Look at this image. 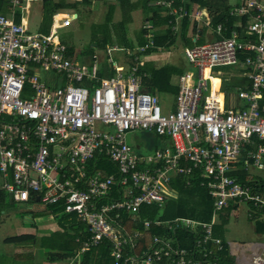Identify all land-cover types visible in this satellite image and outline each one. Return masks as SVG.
<instances>
[{
    "label": "built area",
    "instance_id": "2783aa9c",
    "mask_svg": "<svg viewBox=\"0 0 264 264\" xmlns=\"http://www.w3.org/2000/svg\"><path fill=\"white\" fill-rule=\"evenodd\" d=\"M10 1V13L0 15L1 188L23 206L63 200L64 211L88 226L82 251L106 241L113 264H226L212 255L223 248L214 235L218 211L233 202L264 207V195L232 174L240 162L245 169H264V144L258 143L264 141V3L245 0L234 9L258 10L247 29L255 40H241L234 30L185 49L195 70L180 75L176 106L163 113L158 97L143 88L137 66L125 71L110 58L115 75L104 77L97 55L89 62L73 55L60 33L74 21L73 13L56 11L49 32L32 33L15 18L31 0ZM158 3L171 7L172 1ZM118 49L111 46L107 54ZM241 53H247L243 61ZM228 65L246 67L250 85L237 88L226 104L212 77ZM99 124L115 132H103ZM138 130L163 136L162 148H133L127 136ZM102 159L114 165L115 174L103 173ZM195 170L215 198L212 220L178 217L167 225L173 232L179 225L194 231L195 246L173 247L158 236L145 249L138 246L143 233L130 230L122 218L145 229L161 225L143 217L142 206L163 207L177 196L173 179ZM247 258L245 264H264V251L253 250Z\"/></svg>",
    "mask_w": 264,
    "mask_h": 264
},
{
    "label": "trees",
    "instance_id": "16d2710c",
    "mask_svg": "<svg viewBox=\"0 0 264 264\" xmlns=\"http://www.w3.org/2000/svg\"><path fill=\"white\" fill-rule=\"evenodd\" d=\"M43 1L49 5L48 7L45 6V10H47L48 13L47 18L49 19L50 17L48 28L44 32H49L53 14L56 11L66 12L65 10L67 7L71 8L77 6L76 2L71 3L67 2L66 0ZM129 1L130 0H122L124 9H126V5L129 4ZM244 1L245 0H239L237 4H232L230 3V0H186V2H184L183 4L186 8L184 9L189 12L191 11L192 4L194 3L199 4V6L202 8H207L208 12L210 13L211 20L208 25H204L201 28L204 29V33L205 31L211 29L213 32L218 33L216 35L218 37L216 38H221L222 36H231L232 32L235 30L238 33L239 39L247 40L248 38H252L255 40L256 36L254 34H248L247 29L249 22L254 18L255 14L258 13V10H250V12L245 14H238L234 12V9L236 7L244 5ZM142 2L147 3L148 0H136V2L131 3L130 6H133L137 3L141 4ZM181 3L182 0L177 1V5H181ZM10 6V0H0V15L6 13L9 10ZM114 7L115 6H112L108 15L109 17L106 18V28H108L109 26L108 24L112 18L111 14L114 11ZM154 11L155 14L151 17L154 26L165 25L175 21L174 15L161 16L158 10ZM129 17V15L125 14L124 18L118 23V27L120 28V30L116 29V33L119 35V37L121 34V42H125L123 39L125 33L128 32L127 20L129 19ZM190 22L191 19L188 15L182 17V28L185 33L189 28ZM219 25H221V31L218 30ZM193 29L198 30L197 23L196 25L194 24ZM107 33H110V31L107 30ZM138 36H140L139 44L144 45L146 43V38H144L141 31H139ZM95 38L99 39L98 36H95ZM108 40H110V35L109 38L105 36L102 37L98 42L99 44H106L105 42H107ZM176 40L177 38L174 35L172 29L168 28L167 33L163 36L158 35L157 33L155 37V44L169 47L173 45ZM184 40L187 45L191 44V46L202 44L205 42L204 39H200L196 43H194L193 40L191 38L188 39V37H186V39L184 38ZM126 44L133 45L132 43L130 44L129 41ZM70 49L71 51L74 50L72 46H70ZM155 50L156 47L153 46L148 48L146 53H152ZM87 54L92 55L93 51L90 50L89 52H87ZM246 55L247 53H241L239 57L243 61ZM141 71L147 72L149 74L144 78L143 83L144 86L152 93L173 92L174 94H177L178 87L174 86L171 82L173 72L177 71L176 67L164 65L161 68H157L153 64L147 63L144 66L142 65ZM246 77L250 82L249 77ZM244 80L246 81V79ZM238 83L239 81H234V83L230 84L229 89H226V91H232L233 93H236L237 88L245 87L244 85L240 86ZM262 103H264V98L262 100ZM155 135L164 142L163 136L157 133H155ZM156 146L157 145L152 146L151 149ZM107 161V159H102L100 162L105 164L108 163L109 165V162ZM238 164L240 166L242 162ZM197 172L198 170H195V174L192 173L189 176L180 174L173 179L172 185L177 188V196L168 197L163 207L157 204H153L152 206H142L141 215L145 218L147 217L154 223L157 220L162 221L161 225L157 226L155 224H152L148 229H145L143 223L133 226L128 216H124L122 218L124 225H127L130 230L133 231L137 229L143 233L142 236H139L137 238L138 246H140V244L142 243V246L145 249L147 246H149L148 240L150 239V244H152V242H155L154 240L157 236L159 237V239L162 238L170 240L173 247L177 246V243H179L181 247H184L186 249H190L191 247L195 246L194 242L196 238L194 231L187 229L185 226L179 225L178 228H176V231L173 232L169 230L167 225L172 222L174 223L175 219L178 217L184 218V222H186L185 219L189 218L193 220L195 219L199 222H210L212 220L215 210V198L209 192V189L205 185H202V178ZM235 176L239 182L250 183L256 186V188L258 187L262 191H264L263 177L259 176L257 177V179H251L253 176L249 173V171L243 168L238 169L235 173ZM189 179L192 180L191 183H188ZM35 202L39 201H29V204L26 205L27 207H24L20 203L13 201L9 193L3 190L0 186V216L5 213L7 216V212H9L8 208L13 209L19 207L18 209H14V213L16 215L24 217V219L27 218L29 221H27L26 219V225L29 224L36 228L37 219H39L40 217L48 216L49 214H53L62 228V230H51L49 231V234L39 235L37 232H25L7 236L5 238L6 243H11L23 247V252L15 254L17 258H13L11 264H16V262H19L20 264H45V262L57 264L63 261L72 262L73 259L74 261H77L76 256H80L81 258V263L79 264H113V257L111 256V246L107 244L106 241H103L97 246L91 247L88 250L82 251L84 242L88 240L90 235V233L88 232V226L79 218H77L75 214H68L64 211L63 200L55 204L45 205L44 209L42 210L32 208V204H34ZM246 204L247 206H249L250 210L253 209L252 212L253 215H255V211H257L254 209L255 207L250 203ZM237 207H239L237 203H231L218 211L220 218L214 226V235L220 236L221 232L219 229L217 230V228L219 226L221 228L223 227V225L228 224L232 210L236 209ZM3 210H6V212L3 213ZM256 225L257 231L264 234V220H257ZM222 244L225 248L215 250L212 254L213 257H216L222 263H232L230 257L226 258L228 243L223 238ZM139 254L142 255L143 251H139ZM195 255L198 258L199 256H201L200 253H195ZM38 257H40L39 260ZM3 261L4 260H0V264H7V261Z\"/></svg>",
    "mask_w": 264,
    "mask_h": 264
},
{
    "label": "crops",
    "instance_id": "0c3cea01",
    "mask_svg": "<svg viewBox=\"0 0 264 264\" xmlns=\"http://www.w3.org/2000/svg\"><path fill=\"white\" fill-rule=\"evenodd\" d=\"M38 1H40V0L28 1L27 6H26V10H24V9L23 10L22 9L16 10V14H15L16 20L18 22H20V21L27 22L28 26H29V19L28 18H30L29 16L32 14L33 5ZM41 1H43V0H41ZM66 1L71 2V3H75V2L77 3V6H74L71 8L67 7L65 10L66 12H64V13H73L75 19L80 18V17L84 18V20L86 18H91L90 17L91 15H89L90 12L91 13L93 12L92 14H94L95 12H99L100 7H102L101 4L107 5V12L105 14V21H106V18L109 17L108 15H109V12H110L112 6H115L113 13L112 14L110 13L112 15V18L109 22V24H112L113 26H114V24L117 26L118 23L121 21L118 19V14H119L120 10L121 11L123 10L122 11L123 14L125 13V14L130 16L129 19L127 20L128 21L127 22L128 23V25H127L128 26V30H127L128 32L125 33L123 40L126 43L129 41V43L130 44L132 43L133 45H127L125 42H121L119 35L116 33L117 28L114 30L111 25H109V27H111L109 35H110V38L112 37L115 40V43H114L115 45L113 44L112 46H117L118 48H120V49L116 50V51H121L122 59L124 61V64H120V65L124 67L125 71L128 70L130 66L131 67L137 66L138 67V74L141 76V79H142L143 88L146 91H149L150 93H152V92L150 90H148L144 86V83H143L144 78L147 77L149 74L147 72L141 71L142 65L144 66L147 63L148 64L151 63L157 68H161L164 65L176 67L177 71L173 72L172 77H171V82L174 86L178 87V91H179V77H180V75L186 73L187 71H194L193 66L189 63V61L185 55V49L187 47L191 46V44L187 45L185 43L184 38L185 39H186V37H188V39L191 38L194 43H196L200 39H204L205 42L210 41V40H207V38L205 37V35L209 31H205V33H204V29H201L204 26V25L203 26L201 25V21H204L205 25H208L210 20H211V17L209 15L207 8H202L199 6V4L194 3V4H192L191 11L189 12V11L185 10L186 8H185V5L183 4L184 2H186V0H182L181 5H177L178 0H170V1H172L171 7H167V6L159 4L158 3L159 0H148V2L146 4L148 7L151 8L150 11H147L142 7V3H145V2H142L139 5L134 4L133 6H130L131 3L136 2V0H130L131 2H129V4L126 5V9L123 8L124 5L122 8H119L117 6L118 5L117 3L119 1H122V0H108V1L107 0H66ZM262 2H264V0H262ZM237 3L238 2H236V4ZM156 5L163 7L161 12H159L161 14V16L174 15L175 21L170 22V23L165 24V25L154 26L153 20L151 17L155 14L154 10H157L155 8ZM37 9L39 10V14L43 15V12L45 11V7L44 6L43 7L38 6ZM173 9H177L178 11L172 12ZM90 10H93V11H90ZM136 11L142 13V15L144 16V21L141 25V29L139 27V29H137V31H136L137 33L134 34L131 32L130 29L132 27L131 24L136 21V18L134 16V13ZM8 13H10V8L6 13H3V14L8 15ZM75 13H77V16ZM185 15H188L191 19L189 28L187 29L186 33L182 28V17ZM45 18H47V17L41 18V21H43L41 24V30H40L41 32H44L48 28L50 17L46 21H45ZM95 18H96V15H95ZM196 23L198 25V30L193 29V26H194V24L196 25ZM147 24L151 25V27L146 29ZM168 28L172 29L174 35L177 38L175 43L169 47L163 46V45H156L155 44V37H156L157 33H158V35L163 36L167 33ZM139 31H141L144 38H146V43L144 45L139 44V37H140V36H138ZM44 33H47V32H44ZM112 34H114V35L112 36ZM153 46L156 47V50L153 51L152 53H146L147 49L150 47H153ZM87 52H89V51H87ZM72 53L77 58L76 54H78V53L81 54V50H75L74 49L72 51ZM181 54H183L184 58L181 57ZM85 55H86L85 58L81 59V61H88L89 62V61H92L93 56L97 55V54L95 52H93L92 55H89V54H85ZM160 61H161V63H160ZM100 63H101L100 64L101 65V71H100L101 76L110 77V76L115 75V70L110 68L111 65L109 66L108 69H103L102 62L100 61ZM223 67L227 68V69L224 70V69H222V66H221L214 73V75L212 77V85L216 91H220L225 102H227L226 104H228L229 95L233 94L232 91H226V89H229L230 84L234 83V81H239L238 84L240 86L244 85L245 87H249L250 82L247 80V77H246L248 69L246 70V68L244 66L238 65L234 69H232L229 66H223ZM244 79H246V81ZM158 93L159 92H155V93L153 92L152 94H155L158 97ZM165 93H172V92H165ZM176 95L177 94H175V98H174L175 101H174L173 109L176 106ZM240 102H244V101L241 100ZM258 143L264 144V141H258ZM139 145L140 146L137 145V148H135V147H133V148L139 150V152H141V149H144L142 153L149 152V150L145 148L146 147L145 140L143 141V144H139ZM107 162H109V161H107ZM110 164H111L110 162H109V165H108V163H106V164L102 163V162L99 163V167L103 170V173L105 175H112V174L116 173L115 167L111 164L113 166L112 167ZM241 168L245 169L243 162H242V164H240V166L239 165L237 166V168L232 172V174L235 176L236 171L238 169H241ZM245 170L249 171V173L253 176L251 179H257V177H259V176L264 178V175L254 173V171H256V170H264V169L251 167V168L245 169ZM190 180L191 179H189V181ZM242 184L248 185V186L252 187V189L255 190L256 192H259L262 195H264V191H262L260 188L257 187L258 188L257 189L256 186H254L250 183H242ZM233 203L236 204L235 202H233ZM237 204L240 205L239 203H237ZM238 209L239 208L237 207L236 209L232 210L230 217L232 215L236 216L237 215L236 210H238ZM252 210H250L249 206L247 207V219L250 222V224L254 223L253 231L255 233V238L253 240H251L248 243V245H246V246L241 245V244H237L236 242H230V244L227 242L228 243V249H227V256L228 257L226 256V258L230 257V259L232 260V263L236 262L239 264H245L248 260L247 256L250 255L253 250H259V251L263 250L264 251V234L258 232L257 228H256V226H257L256 221L257 220H264V207L256 208L255 210H257V211H255V215H250V212H252ZM8 211L9 212H7L8 213L7 216L5 213L6 210H3V213H5V214L0 216V230L3 229V232L2 233L0 232V260L7 261V264H11L13 258H17L15 256V254H19V253L23 252V247L19 246V245L11 244V243H6L5 238L7 236L11 235V233L15 234V232L12 230L21 229L20 231H22L24 226H23V222L21 225V218L18 217V215H16L14 213V209L8 208ZM253 217H254V219H253ZM229 222H230V219H229ZM229 222H228V224L223 225V227L220 228V226H219L217 228V230L219 229L221 232L220 236H218V237L224 236L225 228L230 224ZM21 233H25V232H18L17 234H21ZM42 234H43L42 232H39V235H42ZM44 234H49V232L44 233ZM222 238L224 239V237H222ZM223 248H225V247H223ZM39 259H40V257H38V260ZM16 264H20V263L16 262ZM45 264H55V263L45 262Z\"/></svg>",
    "mask_w": 264,
    "mask_h": 264
},
{
    "label": "rangeland",
    "instance_id": "374dc122",
    "mask_svg": "<svg viewBox=\"0 0 264 264\" xmlns=\"http://www.w3.org/2000/svg\"><path fill=\"white\" fill-rule=\"evenodd\" d=\"M238 1L239 0H230V3L235 4ZM117 4L119 8L123 7L122 1H119ZM137 4L139 5V3ZM101 5L102 7H100L99 12H95L94 14H92L93 12L92 13L90 12L89 15H91L90 16L91 18H86L85 20L84 18H81V17L77 18L69 26L60 29V33L65 43L72 46L75 50H81V54L79 53L76 54L78 60L81 61V59L85 58L86 56L85 54H87L86 52L92 50L93 52L97 54L98 59L102 62L103 69H108L109 66L111 65L110 58H112L113 60H116L118 64H124V61L122 59L121 51H114L111 54V56L107 54V49L115 43V40L112 37L110 38V40L105 42L106 44H102V43L99 44L98 42L99 39H101L104 36L109 38V33H107V30L109 31L111 30V27L108 26V28H106V24H105V14L107 12V5L106 4H101ZM38 6L48 7L49 5L46 2L41 1V0L36 2L33 5L32 14L29 16L30 18H28L29 19V32H32V33L40 31L41 24L43 22L41 21V18L48 17L47 10L43 12V15L39 14V10L37 9ZM142 7L147 11H150L151 9L150 7L147 6L146 3H142ZM155 8L159 12H161V10L163 9V7L157 6V5L155 6ZM90 11H93V10H90ZM122 11L120 10L118 14L119 20H122L124 18L125 13L123 14ZM95 15H96V18H95ZM134 16L136 18V21L131 24L132 27L130 26L131 27L130 30L132 33L135 34L137 33L136 31L137 29H139V27L141 29V25L144 21V16L142 15V13L137 12V11L134 13ZM47 19L48 18H45V21ZM108 25H111L114 30L116 29V27H118V25L116 26L115 24H114L115 27L112 24H108ZM201 25L202 26L205 25L204 21H201ZM117 29L120 30V28H117ZM208 31L209 32L205 35L207 40H213V39H216V37H218L216 36L218 34L217 32L215 33L211 29H209ZM113 35L114 34H112V36ZM95 36H98L99 39L95 38ZM120 37H121V34H120ZM181 57L184 58L183 54H181ZM229 67L234 69L237 66L230 65ZM222 69L225 70L227 68H224L222 66ZM174 98H175V94L173 92L172 93H165V92L158 93V99H159L163 113H169L173 109V105L175 101ZM97 127L103 132H110V133L115 132V128L108 124H99ZM127 140L135 148H137V145L140 146L139 144H143V141L145 140L146 148L150 152L153 151L151 149L152 146L157 145L156 147H153V149L162 148L163 146V141H161V139L158 138L153 131L150 132L146 130H138L135 132H130L127 136ZM143 150L144 149H141V152H143ZM254 173L264 175V170H256L254 171ZM1 183L2 181L0 178V184ZM44 207L45 205L42 202H35L34 204H32L33 209L42 210L44 209ZM247 207L248 206L246 203L240 204L238 207L239 209L236 210L237 215L236 216L232 215L230 217V222H229L230 224L225 228L224 236H222L229 244L230 242H236L237 244L246 246L251 240L255 238V233L253 231L254 223L250 224V222L247 219ZM18 208L19 207L13 208V209H18ZM18 217L21 218V225L23 222L24 228L22 229V231H20L21 229L12 230L15 232V234H17L18 232H37L38 234L39 232H42L44 234V233H48L51 230H62L61 226L59 225V222L55 219V216L53 214H49L48 216L40 217L39 219H37L36 228L29 224L27 225L25 224V221L27 218L24 219V217H21L19 215ZM27 221L29 220L27 219ZM0 232L2 233L3 229L0 230ZM12 234L13 233H11V235ZM149 241L150 239L148 240V242ZM76 258L75 259L77 261H74L73 259L72 262L63 261L57 264H79L81 263L80 256H76Z\"/></svg>",
    "mask_w": 264,
    "mask_h": 264
},
{
    "label": "clouds",
    "instance_id": "9594fccd",
    "mask_svg": "<svg viewBox=\"0 0 264 264\" xmlns=\"http://www.w3.org/2000/svg\"><path fill=\"white\" fill-rule=\"evenodd\" d=\"M62 12V11H61ZM24 207H27L26 205H24Z\"/></svg>",
    "mask_w": 264,
    "mask_h": 264
},
{
    "label": "water",
    "instance_id": "95a60500",
    "mask_svg": "<svg viewBox=\"0 0 264 264\" xmlns=\"http://www.w3.org/2000/svg\"><path fill=\"white\" fill-rule=\"evenodd\" d=\"M76 14V16H77V13H75Z\"/></svg>",
    "mask_w": 264,
    "mask_h": 264
}]
</instances>
